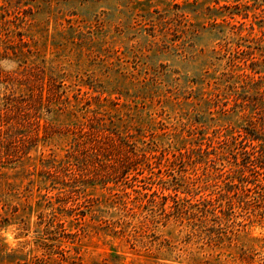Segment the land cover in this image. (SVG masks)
<instances>
[{
	"label": "rangeland",
	"instance_id": "obj_1",
	"mask_svg": "<svg viewBox=\"0 0 264 264\" xmlns=\"http://www.w3.org/2000/svg\"><path fill=\"white\" fill-rule=\"evenodd\" d=\"M5 73L25 108L0 131V264H264L259 201L200 211L259 116L264 0H0Z\"/></svg>",
	"mask_w": 264,
	"mask_h": 264
},
{
	"label": "trees",
	"instance_id": "obj_2",
	"mask_svg": "<svg viewBox=\"0 0 264 264\" xmlns=\"http://www.w3.org/2000/svg\"><path fill=\"white\" fill-rule=\"evenodd\" d=\"M4 84L2 102H0V112L3 113V116H0V131L2 128V125L8 123V124H15L16 118L14 117L17 113H19V108H25L24 105H22V102H18V97L14 95V83L16 82V76L14 74L5 73L4 79L0 77V84ZM1 94V92H0ZM259 98H257V104L261 106H257L260 110L258 112V117L256 118H249L246 126H243L242 129H244V132L242 133L243 139L238 142L236 137L232 138H224V141L222 144L225 145L227 150H231V155L234 158V164L237 167L235 170L241 172L240 175L232 177L230 181L227 182L225 185V193L221 195V199L224 200L225 209L222 207V209L219 211L220 214L217 212V208L215 206V203H212L210 201L208 204H206V208L201 209V212H206V222L208 220L214 221V223L220 222L221 215L223 216V219L226 221H230L233 219V216H236V208L243 209L244 213L247 215V217L250 216V214H255L256 210H254V202L259 201L260 206H257L258 208H262V213H264V175L261 176V169H264V161L262 160L264 158V93L258 94ZM2 117V118H1ZM247 142L249 143L247 145ZM256 142V143H254ZM259 147V148H258ZM223 149L224 146H222ZM248 148H251L249 150ZM233 149H242L241 151V161H239V157L237 153H233ZM99 152V150L97 149ZM11 152V151H10ZM8 152L7 154H9ZM73 158L77 157L73 153L71 155ZM71 157V158H72ZM146 154L144 153H137L134 152V156L132 158L133 162H137V166L134 167L133 164H126L120 167V174H123L125 171L129 170H136L139 168L138 164L145 159ZM4 156L1 155L0 150V162H2ZM69 164V163H68ZM132 167V168H130ZM129 169V170H128ZM251 170L252 173L249 175L242 173V171ZM264 174V172H263ZM76 174H74L75 177ZM247 184V185H246ZM163 189H169L168 187H165ZM173 191V195L168 194L167 196H162L161 198H164L166 201L168 198L173 200V204L171 207L173 209H176V203L177 201H187L186 205L185 203H182L184 207H193L198 203L190 202V199H186V197H181L179 193L181 192L178 188L173 187L171 189ZM164 191V190H163ZM177 199V200H176ZM256 205V204H255ZM163 209L167 210V205H163ZM181 209V208H180ZM194 214H197V212L194 210L192 211ZM178 214L181 216L180 218H184L185 216H182L183 214H186L184 210H178ZM189 215V214H188ZM192 217L189 215V218ZM211 217H215L213 219H210Z\"/></svg>",
	"mask_w": 264,
	"mask_h": 264
}]
</instances>
